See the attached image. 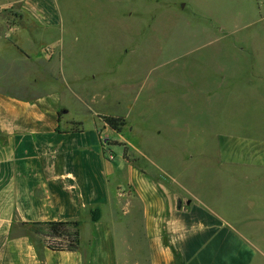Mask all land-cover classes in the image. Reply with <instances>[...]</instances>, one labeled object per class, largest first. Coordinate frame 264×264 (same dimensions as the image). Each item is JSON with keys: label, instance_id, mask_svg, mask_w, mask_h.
<instances>
[{"label": "crops", "instance_id": "crops-1", "mask_svg": "<svg viewBox=\"0 0 264 264\" xmlns=\"http://www.w3.org/2000/svg\"><path fill=\"white\" fill-rule=\"evenodd\" d=\"M77 1L0 0V264H115L118 235L138 240L147 264H264V120L250 134L211 127L218 164L227 166H134L125 155L128 179L111 184L118 167L102 147L103 132L111 130L104 123L98 127L102 114L93 113L92 129L82 124V132H72L79 121L46 89L48 81L62 79L64 41ZM102 1L123 7L120 16L136 26L132 5L138 0ZM227 1L228 7L252 1L240 5L258 13L246 27L264 24V0ZM24 38L50 48V60L23 51ZM27 66L40 72L26 75ZM206 75L223 76L209 79L206 95L215 109L256 97L264 105V69L255 63ZM218 81L225 87L220 95ZM61 109L66 111L58 122ZM164 132L156 135L169 139ZM191 137L189 132L181 138ZM95 208L100 219L92 222ZM70 220L81 222L75 252L50 250L32 225Z\"/></svg>", "mask_w": 264, "mask_h": 264}, {"label": "rangeland", "instance_id": "rangeland-1", "mask_svg": "<svg viewBox=\"0 0 264 264\" xmlns=\"http://www.w3.org/2000/svg\"><path fill=\"white\" fill-rule=\"evenodd\" d=\"M152 1L132 5L137 10L136 26L120 16L123 7L110 8L102 0L77 1L64 41L62 79L46 85L56 104L87 131L93 127V113L124 118L120 132L107 130L102 135L106 159L118 167L111 184L128 179L124 155L134 166H227L218 164L211 129L222 126L224 131L250 134L264 120L260 98L215 109L206 95L213 82L209 79L223 80L207 76L210 70L252 63L264 69V24L246 27L258 13L242 10L252 1L234 7H228L227 0ZM35 42L24 38L19 44L31 56L41 54L50 60V48ZM250 50L253 55H248ZM36 67L27 66L24 74H38ZM223 88L218 86V95ZM96 122L101 128L102 119ZM161 128L169 139L156 135ZM189 132L195 137L181 138ZM88 239L84 229L80 235L84 249ZM113 252L118 258L115 264H147L143 245L128 236H113Z\"/></svg>", "mask_w": 264, "mask_h": 264}, {"label": "trees", "instance_id": "trees-1", "mask_svg": "<svg viewBox=\"0 0 264 264\" xmlns=\"http://www.w3.org/2000/svg\"><path fill=\"white\" fill-rule=\"evenodd\" d=\"M66 110L61 109L57 112V120L59 119ZM103 123L111 130L120 132L125 126V120L122 117H101ZM79 128H72V132H82V123L73 124ZM56 132L59 130L56 129ZM124 158L126 156L124 155ZM91 221L97 222L100 219V210L95 208L90 212ZM35 228V233L43 237L44 243L52 251H63V252H75L79 246V229L81 222L79 220L70 221H56V222H45V223H34L32 224Z\"/></svg>", "mask_w": 264, "mask_h": 264}, {"label": "built area", "instance_id": "built-area-1", "mask_svg": "<svg viewBox=\"0 0 264 264\" xmlns=\"http://www.w3.org/2000/svg\"><path fill=\"white\" fill-rule=\"evenodd\" d=\"M46 52H49V50H48V49H46Z\"/></svg>", "mask_w": 264, "mask_h": 264}]
</instances>
